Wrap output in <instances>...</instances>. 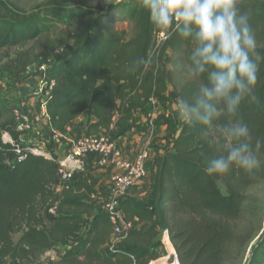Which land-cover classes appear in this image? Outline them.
I'll list each match as a JSON object with an SVG mask.
<instances>
[{
  "label": "trees",
  "instance_id": "obj_1",
  "mask_svg": "<svg viewBox=\"0 0 264 264\" xmlns=\"http://www.w3.org/2000/svg\"><path fill=\"white\" fill-rule=\"evenodd\" d=\"M42 6L25 13L0 2L4 10L0 51L36 42L49 32L51 23L74 22L79 42L48 63L42 74L49 131L76 128L86 135L102 133L116 143L142 128L140 115L153 112V101L168 102V87L178 106L180 99L194 103L207 83L206 74L191 75L190 39L173 34L155 44L157 32L142 0L111 3L101 10L78 2ZM238 7L248 15L257 40L252 58L261 57L253 93L243 98L235 113L218 103L209 124L184 120L173 131L171 150L156 157L150 152L148 164L153 161L156 167L152 184L142 196L128 194L119 207L125 220H137L138 227L113 248L112 226L106 214L95 210L97 192L87 177L78 174L60 185L55 142L44 147L50 157L33 155L14 129V106L3 80L20 78L36 55L19 52L0 65V264H7L8 258L12 264H149L156 257L163 230L180 264L230 260V249L239 240L236 228L246 194L264 181V145L256 149V141L264 140V8L262 0H238ZM83 114L85 120L77 123ZM158 123L172 126L161 115L154 120ZM236 123L248 125L249 138L229 139L226 129ZM3 135L11 142H3ZM240 143L250 145L259 166L251 171L233 166L214 176L205 173L212 159L226 157ZM16 234L20 237L13 242ZM58 245L65 246L63 252L56 251ZM48 252H55L57 260H42ZM246 264H264V231L252 245Z\"/></svg>",
  "mask_w": 264,
  "mask_h": 264
},
{
  "label": "clouds",
  "instance_id": "obj_2",
  "mask_svg": "<svg viewBox=\"0 0 264 264\" xmlns=\"http://www.w3.org/2000/svg\"><path fill=\"white\" fill-rule=\"evenodd\" d=\"M148 18L164 40L173 34L190 39L193 49L189 60L191 75H207V83L199 89L194 103L180 99L178 115L185 121L197 119L209 124L223 102L235 113L246 95H251L257 83L261 59L257 55V40L248 15L241 13L238 0H142ZM141 62H144L141 60ZM252 99L255 96L252 95ZM229 139L250 137L245 123L226 129ZM264 140L256 141V149ZM260 161L248 143L233 147L226 157L212 159L204 171L209 176L227 173L233 166L251 171Z\"/></svg>",
  "mask_w": 264,
  "mask_h": 264
},
{
  "label": "built area",
  "instance_id": "obj_3",
  "mask_svg": "<svg viewBox=\"0 0 264 264\" xmlns=\"http://www.w3.org/2000/svg\"><path fill=\"white\" fill-rule=\"evenodd\" d=\"M164 41L165 40L160 35L156 34V45ZM45 67L46 65L39 67V84L29 94L30 101H32L31 105L34 109L36 108V110L30 113L20 108L13 107V116L15 119L14 129L19 133L20 140L33 132L35 128L36 131L38 130L37 128H43V121L47 123L48 117L45 103L48 92L44 91L47 85L42 76ZM35 105L36 107H34ZM153 118L154 116L150 114L146 122V127L150 136L153 135L155 130ZM44 130L48 133V138L44 139L45 142L42 147H34L27 143L25 150L28 153L50 157L49 153L44 150V147L51 140L55 142L56 132L49 131L46 125L44 126ZM8 141L11 142L10 139ZM149 149L150 148L146 145L131 158L102 133L98 135L85 134L69 140L66 153L62 158L57 159V176L60 185L70 182L78 174L85 175L87 172L86 169L89 168V166H87L89 158L93 161V168L104 169L111 167L116 169V173L109 177V191L104 197L101 205V212L108 216L112 226L111 248L117 246L135 228L133 223L125 220L119 207L121 201L128 195L129 190L133 186L141 184L146 178L151 152ZM16 151L18 153L20 152L18 147ZM169 249L172 251H169ZM130 259L134 262V257L130 256ZM175 261H177V258L170 236L166 230L160 231L156 257L152 259L149 264H174Z\"/></svg>",
  "mask_w": 264,
  "mask_h": 264
},
{
  "label": "rangeland",
  "instance_id": "obj_4",
  "mask_svg": "<svg viewBox=\"0 0 264 264\" xmlns=\"http://www.w3.org/2000/svg\"><path fill=\"white\" fill-rule=\"evenodd\" d=\"M125 0H0L2 5L8 9L19 10L21 12H32L41 10L43 8V3H53L54 5H64L71 6L75 3H81L88 8L103 9L105 6L111 3H117ZM262 5L264 8V0H262ZM0 13H4L3 8L0 7ZM78 31L74 25V22L64 23H51L49 27V32L39 38L36 42L15 46L9 49H4L0 51V65L17 56L19 52H31V57L36 55L34 63L28 66L27 71L18 78H4L3 83L8 86L10 95L12 98V103L14 107L20 108L23 111H28L26 108L21 107L24 97H27V106H31L32 101H30L29 94L34 90L39 84V67L42 65H47L58 57H62L67 54V49L73 47L79 42ZM34 105V104H33ZM36 107V105L34 106ZM36 110V108L34 109ZM167 113L172 116L173 123L170 128L167 129L174 131L178 124L183 122V118L178 115V110L175 105L170 103L167 106ZM156 117L153 118V121ZM155 125V124H154ZM43 128H36L33 132L29 133L25 138H21L22 144H30L34 147H42L45 140L43 136L48 135ZM178 130V129H177ZM170 138V136H169ZM3 142L7 143L10 139L7 135L2 136ZM166 140V138H163ZM29 141V142H28ZM149 147V145L147 144ZM150 149L149 151H151ZM153 151V150H152ZM264 166V158L261 161ZM85 176L90 180V176H94L97 173L98 168H88ZM218 187L222 193H224V188L221 183H218ZM247 200L243 205V215L242 218L237 223L236 233L239 236L237 244L231 247V258L226 264H246L249 252L253 244L256 243L260 235L264 231V181L253 186L247 192ZM106 195L101 196L99 202L95 201V205H98V210L101 211L102 201ZM20 234L13 236V242H16ZM173 244V243H172ZM65 246L58 245L56 251L63 252ZM174 253L179 263L174 245ZM157 253V249L155 250ZM52 260L56 261L57 257L55 252H48L43 257L42 260ZM7 264H12V259L8 258L6 260ZM175 263V262H174Z\"/></svg>",
  "mask_w": 264,
  "mask_h": 264
},
{
  "label": "crops",
  "instance_id": "obj_5",
  "mask_svg": "<svg viewBox=\"0 0 264 264\" xmlns=\"http://www.w3.org/2000/svg\"><path fill=\"white\" fill-rule=\"evenodd\" d=\"M165 96L168 99V102L164 105H160L159 103L152 102L153 104V112L151 113L154 117H157L158 115L162 116V118L166 119L168 123H173V118L167 113V106L172 103L175 105L176 109L178 110V106L174 103L173 97L174 93L171 87L167 88V91L165 93ZM27 97L23 99V102L21 103V107L26 108L28 111L34 110V108H31V106H27ZM12 103V100H11ZM13 104V103H12ZM14 106V105H13ZM141 121H142V128L138 131H131L122 138H120L115 144L116 146L123 151L128 157H133L136 152L143 149L147 144L151 146V152L153 155L161 156L164 152L171 150L172 148V139H173V131L167 129L170 128L169 126L162 125V124H156L155 130L153 132V135L150 136V133L146 127V122L148 119L147 115L141 114ZM182 118V117H181ZM85 120V114L81 115L76 119V122L79 123L81 121ZM184 122V119H183ZM182 122V123H183ZM44 126L47 124L45 121L42 122ZM160 123H162V120H160ZM179 126V124H178ZM177 133V132H176ZM85 135L83 131H80L76 128H66L64 131L56 132L55 133V148H54V154L56 157L62 158L64 154L67 151L68 147V141L71 139H74L76 137H80ZM170 136V138H169ZM163 138H166L163 139ZM92 162L90 158L88 159L87 166L93 169ZM156 172V167L153 164V161H150V163L147 166V175L146 178L143 180L141 184L136 186L135 188L131 189L129 191V195H135L138 193V196H142L144 193V189H147L150 187V185L153 182L154 176ZM116 173V169L114 168H104V169H98L96 175L90 176L92 179L90 180L88 177L89 183L93 186V188L97 192V196L95 198V201L97 203L98 200L101 199V196L106 195L109 191L110 182L109 177ZM95 210H98V205H95ZM133 224L135 228L138 227V221L134 220Z\"/></svg>",
  "mask_w": 264,
  "mask_h": 264
}]
</instances>
